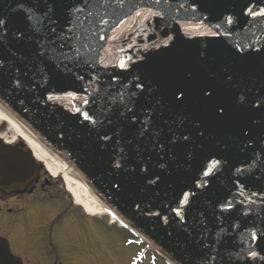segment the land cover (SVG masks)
Masks as SVG:
<instances>
[{
  "label": "water",
  "instance_id": "95a60500",
  "mask_svg": "<svg viewBox=\"0 0 264 264\" xmlns=\"http://www.w3.org/2000/svg\"><path fill=\"white\" fill-rule=\"evenodd\" d=\"M72 2L56 3L61 24ZM31 4L32 0H0V18L7 22L0 46V104L75 167L102 204L174 264H191L200 254L194 238L202 220L211 230L209 239L215 237L219 243L223 238L222 248L232 264H264V239H252L253 233L264 236V107L254 106L264 98V47H244L253 31L264 34V18L250 19L247 13L248 8H264V0H161L152 10L160 16L141 7L143 16L125 17V23L110 33L101 65L73 68L72 75L48 65L49 80L43 87L33 86L29 70L37 62L36 45L27 39L23 10ZM128 6L125 0L122 8H113L121 12ZM229 16L232 25L226 22ZM226 29L231 36L225 35ZM20 32L24 39L18 38ZM121 59L126 70L118 68ZM76 73L85 81L91 78L85 84L90 100H96L90 115L102 119L101 109H107L111 124L105 120L93 125L75 113L76 107H90L82 103L85 93ZM138 83L144 88H136ZM133 92L145 93L141 104H159L163 117L176 122L172 126L177 134L189 136L162 154V160L145 149L142 156L131 153L121 161L122 149L128 155V134L120 139L119 113ZM47 95L58 99L47 101ZM104 132L113 139L102 140ZM116 161H121L120 168ZM214 161L220 164L213 167ZM42 168L31 151L0 147V192L24 190L38 180ZM0 264H23L4 238Z\"/></svg>",
  "mask_w": 264,
  "mask_h": 264
},
{
  "label": "snow or ice",
  "instance_id": "6c2138e0",
  "mask_svg": "<svg viewBox=\"0 0 264 264\" xmlns=\"http://www.w3.org/2000/svg\"><path fill=\"white\" fill-rule=\"evenodd\" d=\"M57 2L58 0H32L31 6L23 10L27 25V39L36 45L37 62L29 69L33 73L34 87H43L48 82V65H52L65 75H72V69L76 67L101 65L103 52L110 33L115 31L119 25L125 23V17H131L133 13L136 17L143 16L144 13L140 10L141 7L147 8V11L154 16L162 15V13H153L152 11L155 6L161 4V0H148L147 4L143 0H128V8L121 12L113 8V5H118L122 8L125 0H73L67 18L61 24L56 14L55 5ZM196 2L197 0H193V3ZM41 4L44 5L43 8L40 7ZM180 7L183 8L184 4H180ZM191 11L195 12L196 9L192 8ZM247 13L250 19L264 18V8H257L255 11L252 8H248ZM226 22L228 25L233 24L230 16ZM214 26L217 29L221 27L220 24ZM6 33L7 22L0 18V46L3 44V39H6ZM231 34V31L225 30L226 36H231ZM212 35L216 36L218 33L213 32ZM18 38L24 39L25 33L20 32ZM256 45L264 47V34L258 36L253 31L251 38L244 47L259 51L260 48H257ZM236 47L241 48L239 42H237ZM118 68L121 70L127 69L125 60H120ZM2 69L3 63L0 61V71ZM75 78L78 82H81L80 90L85 93L82 97L83 105L90 106L83 111L81 107H76L75 113L80 114L84 121H89L93 125L97 123L103 125L105 120L111 124L112 120L108 116L107 109H101L102 119L97 120L90 115V112L96 107V100L95 98L90 100L85 84L90 83L91 78L85 81L84 76L78 73L75 74ZM15 82L17 86L21 84L19 77L16 78ZM135 87L143 89L144 85L138 83ZM119 95L123 96L124 94L120 93ZM144 95L145 93L143 92L131 93L129 102L123 105V111L119 113L122 117L121 123L123 125L120 139H124V133L128 134L125 145L128 155H125V151L122 149L121 161H126L131 153L142 156L145 149L155 152L158 156H161L162 160L163 155L167 154L170 147L179 146L178 141L186 142L189 140V136L183 132L177 134V129L172 126L176 122H169L163 117L159 104L153 106L154 101L141 104V99ZM182 95L181 93L177 99L182 98ZM208 95H211V93L209 92ZM132 97L138 98L133 100ZM54 99H58V97L53 95H47L46 97L47 101H53ZM254 106L256 108L264 107V98H261ZM219 112L222 113L223 108H220ZM113 132L115 133V130ZM101 139L109 140L113 139V137L104 132L101 135ZM121 161L115 162L116 168L121 167ZM219 164L220 161H214L213 167ZM161 167H163V163H161ZM210 173L211 169L205 171L203 175L207 177ZM254 195L257 194L254 193ZM228 203L231 206V202ZM188 207L190 208V205ZM173 211L176 210L174 209ZM176 216L180 218L182 226H187L188 222L181 216L180 212L176 211ZM198 227L200 229L199 236L194 238V242L198 246L200 254L193 258L191 264H226V262L227 264H232V257H226L228 250L222 248L223 238L219 243H217L215 237L209 239L212 233L206 220H202ZM185 230H188L187 227H185ZM252 239H264V236H258L253 233ZM251 255L254 257L256 253L253 252Z\"/></svg>",
  "mask_w": 264,
  "mask_h": 264
},
{
  "label": "flooded vegetation",
  "instance_id": "af4514ba",
  "mask_svg": "<svg viewBox=\"0 0 264 264\" xmlns=\"http://www.w3.org/2000/svg\"><path fill=\"white\" fill-rule=\"evenodd\" d=\"M58 186L42 170L38 182L24 192L0 193V209H6L8 233L12 234L8 239L12 250L20 248L16 255L24 264H51L49 259L54 264H68L66 257H70V241L73 243L78 239L81 232L84 236V228H89L88 219L73 207L70 198L69 205H61L53 191ZM93 239L98 246L99 238Z\"/></svg>",
  "mask_w": 264,
  "mask_h": 264
},
{
  "label": "rangeland",
  "instance_id": "374dc122",
  "mask_svg": "<svg viewBox=\"0 0 264 264\" xmlns=\"http://www.w3.org/2000/svg\"><path fill=\"white\" fill-rule=\"evenodd\" d=\"M6 134H9L7 124H0V136L3 140H14L13 138H15V135L13 133L9 135ZM48 175L51 177L50 179L60 185L56 189H53L54 194L59 198L61 205H67L69 203L66 198L68 192L65 188L64 180L61 177L54 178L51 174ZM5 215L6 209L1 210L0 237L12 238V234L8 233L9 224L7 223L8 220H6ZM84 217L88 219L91 231L99 237L101 242H99L98 246H96L93 243L94 236L92 234H89V237H84L81 232L79 238L75 240L77 242L73 241L71 244L70 241V257H66L69 262L68 264H133L134 257L136 258L139 253H145V247L134 244L136 239L129 231L117 225H110L106 217L103 216V219L95 218L93 220L91 217H87L86 214H84ZM68 240H70V238ZM72 247L73 249L71 251ZM93 247L96 249L95 252ZM19 250L20 248L16 247L13 250V253L16 255ZM145 259L146 263L144 264H153L154 262L153 256L149 253L146 254ZM48 261H51V264H54L53 260L49 259ZM155 264L166 263L163 260L157 259Z\"/></svg>",
  "mask_w": 264,
  "mask_h": 264
},
{
  "label": "bare ground",
  "instance_id": "6f19581e",
  "mask_svg": "<svg viewBox=\"0 0 264 264\" xmlns=\"http://www.w3.org/2000/svg\"><path fill=\"white\" fill-rule=\"evenodd\" d=\"M0 124H7L9 134L13 133L15 135L16 139L13 138L14 140L6 142L8 145L16 143L18 139L25 141L33 152L35 158L45 165L47 171L54 178L61 177L64 180L65 188L68 194L71 196L73 202L83 209L84 213L90 217H103V214L106 213L105 206L99 201L96 195L94 197L93 191L88 188L77 176H74L71 173L72 170L69 169L70 167H68V165L64 164L61 160H59V158L43 148L33 134L12 118L8 114L7 110L2 106H0ZM30 185L31 184L28 186ZM66 198H68V196H66ZM134 238L137 243H139L140 240L143 241V243L139 246L145 247L146 250L145 253H139L136 258L134 257V260L144 259V263H146V254L149 253L153 256V264L157 262V259L163 260L166 264L171 261L138 232H136V236Z\"/></svg>",
  "mask_w": 264,
  "mask_h": 264
}]
</instances>
